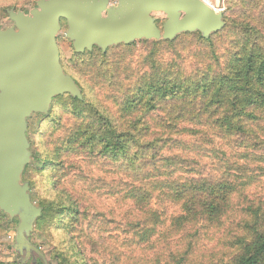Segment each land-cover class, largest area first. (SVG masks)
<instances>
[{"label": "trees", "instance_id": "trees-1", "mask_svg": "<svg viewBox=\"0 0 264 264\" xmlns=\"http://www.w3.org/2000/svg\"><path fill=\"white\" fill-rule=\"evenodd\" d=\"M31 1L37 0L25 2ZM242 3L240 13H229L228 9L224 28L208 39L199 33H185L173 41H139L150 46L141 61L145 71L136 77L127 75L126 79L132 81L116 99L118 118L88 100L76 80L82 100L64 95L52 102L66 97L63 109L75 123L56 147L55 159L49 164L59 172L65 164L63 153L84 154L88 159L108 160L125 172L127 176L121 178L123 198L135 213L126 228L140 244L151 243L157 225L165 221L156 203L161 196L179 210L180 214L172 219L177 230L193 228L199 222L217 225L232 211L234 183L206 173L198 157L202 144L219 137L241 138L242 147H249L254 123L264 118V9L252 12L264 0ZM16 5L4 12L21 10L24 4L19 9ZM184 37H194L197 43L209 47L206 63L199 62L190 71L183 62L164 61L157 55L159 48H173L176 40ZM215 37L227 41L222 56L213 51ZM134 45L120 46L130 51ZM110 49L102 54L94 48L78 56L88 60L87 66H99L100 74L111 76V69H103ZM118 68L115 65L113 70ZM114 85L119 89V81ZM155 113L159 115L148 122ZM58 181L59 178L54 182ZM66 199V205L59 203V198L39 203L43 211L34 226L36 234L48 220L57 224V219L77 220L79 203L68 196ZM65 228L68 230V226ZM242 230L244 234L236 235L232 244L236 251L220 264H264V211L253 213L251 223ZM54 259L57 264H82L76 259L71 261L63 251Z\"/></svg>", "mask_w": 264, "mask_h": 264}, {"label": "rangeland", "instance_id": "rangeland-1", "mask_svg": "<svg viewBox=\"0 0 264 264\" xmlns=\"http://www.w3.org/2000/svg\"><path fill=\"white\" fill-rule=\"evenodd\" d=\"M25 1L0 0L1 29L13 27L4 12L7 7L17 4L15 8L19 9L24 4L21 10L25 13L35 7L33 1L28 4ZM110 1L111 4L116 2ZM248 1L245 0L246 3ZM220 5L223 15L228 13V9L229 13H240L244 9L242 0H221ZM261 5L252 12L258 13L264 9V4ZM153 17L159 26L165 20L161 13ZM65 30V22L62 21L57 45L63 69L77 81L88 100L95 101L118 118L116 99L132 81L126 79L127 75L136 77L145 71L141 61L150 49L149 44L135 42L130 51H124L121 46L110 49L107 65L103 69H111L112 75H102L97 71L99 66H87L88 60L73 52L70 41L64 36ZM213 43V51L222 56L227 45L226 39L215 37ZM208 53L209 47L197 43L194 37H184L176 40L173 48H159L157 55L164 61L183 62V66L189 67L190 71L199 62L206 63ZM115 65L119 66L117 71L113 70ZM114 81L120 83L117 90ZM53 103L48 115H33L28 120L30 152L37 159L31 156L23 174V180L31 186L35 205L57 198L59 203L66 205L67 196L79 203L77 220L57 219V222L60 221L58 224L48 220L43 224L40 234H32L31 242L44 253L50 264H57L54 257L60 251L65 252L71 261L76 259L82 264H220L236 251L232 244L236 235L244 234L242 226L251 223L253 213L264 211L262 118L254 123L250 134L253 140L248 137L249 147H242L241 138L219 137L202 144L203 149H199L198 160L202 167L205 166L206 173L234 183L236 193L232 197L231 213L214 226L199 222L193 228L177 230L172 219L180 214L179 210L170 206L166 198L161 196L156 203L163 210L161 214L165 221L157 225L151 243H138L126 228V222L132 221L135 213L131 211L130 203L123 198L125 187L121 178L127 176L125 172L108 160L88 159L84 154L63 153L61 159L65 164L59 172L53 164H49L55 159L56 147L69 135L75 123L73 116L63 109L67 103L66 97ZM157 115L153 114L148 122H152V117ZM57 178L59 181L55 183ZM16 224V221L9 223L8 218L0 214V264H19L20 257L12 249ZM67 226L68 230L65 228ZM24 264L30 263L27 261Z\"/></svg>", "mask_w": 264, "mask_h": 264}, {"label": "water", "instance_id": "water-1", "mask_svg": "<svg viewBox=\"0 0 264 264\" xmlns=\"http://www.w3.org/2000/svg\"><path fill=\"white\" fill-rule=\"evenodd\" d=\"M156 13L165 16L161 26ZM6 14L13 27L0 28V213L17 222L12 249L19 264H50L31 242L43 209L33 203L23 174L32 156L28 120L48 115L57 97L82 100L60 62L61 22L75 54L94 48L105 54L112 47L173 41L185 33L208 39L224 28V15L203 0H37L27 13L11 8Z\"/></svg>", "mask_w": 264, "mask_h": 264}, {"label": "built area", "instance_id": "built-area-1", "mask_svg": "<svg viewBox=\"0 0 264 264\" xmlns=\"http://www.w3.org/2000/svg\"><path fill=\"white\" fill-rule=\"evenodd\" d=\"M205 3H207L214 11H222L220 1L217 0H203Z\"/></svg>", "mask_w": 264, "mask_h": 264}]
</instances>
